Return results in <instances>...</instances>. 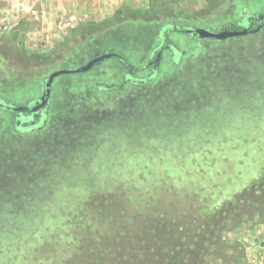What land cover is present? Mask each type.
<instances>
[{
  "label": "rangeland",
  "instance_id": "374dc122",
  "mask_svg": "<svg viewBox=\"0 0 264 264\" xmlns=\"http://www.w3.org/2000/svg\"><path fill=\"white\" fill-rule=\"evenodd\" d=\"M43 3L0 0L5 101L29 103L43 77L104 53L140 67L161 25L218 31L264 12V0ZM165 33L182 58L144 87H58L120 83L112 57L55 79L40 130L16 132L0 109V264H187L186 249L261 264L264 30Z\"/></svg>",
  "mask_w": 264,
  "mask_h": 264
},
{
  "label": "flooded vegetation",
  "instance_id": "af4514ba",
  "mask_svg": "<svg viewBox=\"0 0 264 264\" xmlns=\"http://www.w3.org/2000/svg\"><path fill=\"white\" fill-rule=\"evenodd\" d=\"M246 17L247 22H244ZM235 22V25L227 26ZM259 22H264V12L263 13H242L240 18L236 21L229 22L228 24L221 27L218 31H210L212 33H220L222 31H240L242 29H246L247 35L250 32V28L252 26H257ZM231 27V28H229ZM200 29V27H178L173 25L172 23H167L166 25H161L160 29L158 30L157 40L154 43L153 53L148 54L144 63L140 65V67H134L129 64L126 59L118 54L113 56H108L104 59H101L102 55L107 53L95 56L90 58L84 66H87L86 69H83L84 66L80 68H73V69H65L66 71L61 74L72 73V72H81L83 70H89L95 65L108 60L109 58H116L119 60L118 68L114 71L120 79V83H103L102 81H97L91 84L85 85H59L58 87H97L98 91H108L109 89L113 88H120V87H144L146 84L153 82L158 73L161 70V63L167 62L171 65H175L178 63L182 58V53L170 43L166 38V33L169 30L177 31L180 35L191 36L194 39L198 40H206V39H216V40H223L217 39L212 36H208L206 38L200 39L196 34L195 31ZM203 29V28H202ZM236 36V34L234 35ZM233 36V37H234ZM226 39V38H225ZM113 53V52H109ZM54 72V71H53ZM143 72V76H140L139 73ZM52 73V72H51ZM50 73V74H51ZM49 75L43 77V82L39 83V91L38 94L35 95L33 98L29 100V103L17 104L15 102L5 101L0 97V109L6 110L10 114V120L12 122L13 128L18 133H31L36 130H40L50 118L49 114V106L52 98V87H54L55 79L61 75H57L52 78L50 81V85H46L48 82ZM50 88V91L47 92V89ZM47 105H46V104Z\"/></svg>",
  "mask_w": 264,
  "mask_h": 264
},
{
  "label": "water",
  "instance_id": "95a60500",
  "mask_svg": "<svg viewBox=\"0 0 264 264\" xmlns=\"http://www.w3.org/2000/svg\"><path fill=\"white\" fill-rule=\"evenodd\" d=\"M247 33V30L246 29H242L240 31H237V32H234V31H222L220 33H212L206 29H198L195 31V34L200 38H206L208 36H212V37H215L217 39H225V38H228V37H233L235 34L236 35H245ZM113 55H116V53H107L105 55H102L101 56V59H104L108 56H113ZM87 66H84L83 69H86ZM66 70L65 69H62V70H56L54 72H52L48 78V82L46 83V85H50V81L52 80L53 77L65 72ZM44 80H41V82H43ZM50 91V88L47 89V92ZM46 104V103H45ZM47 105V104H46Z\"/></svg>",
  "mask_w": 264,
  "mask_h": 264
},
{
  "label": "trees",
  "instance_id": "16d2710c",
  "mask_svg": "<svg viewBox=\"0 0 264 264\" xmlns=\"http://www.w3.org/2000/svg\"><path fill=\"white\" fill-rule=\"evenodd\" d=\"M231 25L232 26L235 25V22H233L232 24H229L227 26H231ZM229 28H231V27H229ZM263 30H264V22H259L257 26H252V28H250V32H259V31H263ZM249 202L253 203V204H257L256 201H246V202H244L245 203L244 205H248ZM169 224H170V227H171V225L173 223L171 221H169ZM166 237H169V235H167ZM172 237H170L171 240H172ZM170 238H169V240H170ZM160 240L163 241V240H165V238L162 236V237H160ZM185 254L188 256V257L185 258L187 264H208L207 260H204L202 258L199 259V260L197 259L198 255H199L198 253H195V252H192V251H188L186 249L185 250Z\"/></svg>",
  "mask_w": 264,
  "mask_h": 264
},
{
  "label": "crops",
  "instance_id": "0c3cea01",
  "mask_svg": "<svg viewBox=\"0 0 264 264\" xmlns=\"http://www.w3.org/2000/svg\"><path fill=\"white\" fill-rule=\"evenodd\" d=\"M25 1H27V0H13V3H15V5L17 4V5H21V6H24V3H25ZM45 1H47V0H39V4L41 5L43 2H45ZM69 1V3H71V4H75V2H82V3H84L85 5H95V2H97L98 0H92L93 2H91V0H68ZM101 2H105V3H107V4H109V0H100ZM20 2V3H19ZM44 4V3H43ZM100 5H102V4H100ZM94 7V6H93ZM67 24L65 23V26H66ZM261 250H262V254H261V256H260V263L261 264H264V245L262 246V248H261Z\"/></svg>",
  "mask_w": 264,
  "mask_h": 264
}]
</instances>
